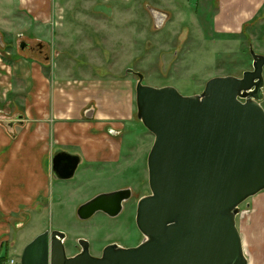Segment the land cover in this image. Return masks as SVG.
Here are the masks:
<instances>
[{"label": "water", "instance_id": "obj_1", "mask_svg": "<svg viewBox=\"0 0 264 264\" xmlns=\"http://www.w3.org/2000/svg\"><path fill=\"white\" fill-rule=\"evenodd\" d=\"M24 46H22L23 48ZM253 69L241 78L210 79L198 95L171 86L136 85L137 118L154 136L148 156L150 195L137 210L142 242L133 248L108 246L101 257L82 252L68 257L66 234L49 231L30 242L21 264H249L237 227L240 207L264 192V55L250 47ZM81 158L55 154L53 173L74 177ZM128 190L102 193L82 204L89 220L104 212L120 215Z\"/></svg>", "mask_w": 264, "mask_h": 264}, {"label": "rangeland", "instance_id": "obj_2", "mask_svg": "<svg viewBox=\"0 0 264 264\" xmlns=\"http://www.w3.org/2000/svg\"><path fill=\"white\" fill-rule=\"evenodd\" d=\"M98 1L51 0L49 12L44 9L39 11L48 14L44 15L45 13L36 11L33 14L27 13L24 7L30 5L24 0H0V37L12 45L22 41L34 47L44 45V54H26L31 56V62L34 63L30 69H42L46 75L57 71V67L68 69L75 75L80 71L79 60L85 63L81 68L86 72L107 74V81L114 84V91L120 98L121 95L124 98L130 95L135 115L138 77L134 73L144 75V85L158 88L171 86L182 95L191 96L202 93L206 83L212 78H241L245 71L252 70L251 46L256 53L264 55V2L257 6V15L249 18L239 32L216 33L213 31V15L216 8L221 7L222 0H189L193 12L191 19V9H185L183 5L173 8V0H167L168 8L173 11V20L162 31L134 29L133 26L131 28L134 30L127 29L121 14L110 20L96 15L91 7ZM227 1L229 4L230 0ZM116 2L114 0L112 4ZM29 11L32 10L29 8ZM76 13H79L78 19ZM182 23L187 24V30H181ZM14 49L17 53L15 57L20 56L17 46ZM55 52L59 53L58 57L54 56ZM2 58L4 64L0 63V77L11 71L5 65L10 57L3 55ZM128 69L134 73H128ZM1 85L2 80L0 87ZM6 90L8 88L0 89V126L2 118L13 116L9 110L11 97L4 96ZM261 105L264 108V99ZM125 126V154L139 151L147 156L154 143L152 133L138 118L126 122ZM80 169L82 166L78 172ZM130 173V169H125L110 181H92L95 183L92 185L94 192L123 187L130 178ZM145 184L140 195L150 191L148 173ZM7 203L17 206V203L9 200L7 193L0 190L1 207L9 205ZM22 204L34 206V212L39 209L37 203ZM78 204L80 203L47 207L42 219L37 220L33 215L31 222L21 229H16L14 224L16 221H24L23 218L14 213L8 216L0 211V260L6 256L21 264L26 246L50 229L67 235V253L72 254L77 237H92L95 231L98 233L108 225V221L100 215L81 220L75 214L76 209L82 205L76 207ZM240 210L236 221L249 264H264V192L249 198L241 205ZM12 216L15 218L11 219Z\"/></svg>", "mask_w": 264, "mask_h": 264}, {"label": "crops", "instance_id": "obj_3", "mask_svg": "<svg viewBox=\"0 0 264 264\" xmlns=\"http://www.w3.org/2000/svg\"><path fill=\"white\" fill-rule=\"evenodd\" d=\"M24 1L30 5L24 7L29 14L34 11L44 14L39 11L49 12L51 7V0ZM220 2L221 7L213 15V31L235 33L257 15L256 8L264 0ZM4 42L0 37V63L4 64L3 55L9 56L5 65L11 71L0 77L3 83L0 89L8 88L4 96L11 97L9 110L13 116L2 118L0 126V190L17 206L0 205V211L23 218L24 221L15 220L14 224L16 229H21L31 222L33 215L37 220L42 219L47 207L84 204L96 194L93 182L110 181L125 169L131 171L136 167L134 159L137 156L147 159L150 152L147 156L139 151L125 154V124L137 118V113L130 95L120 98L114 84L107 81V74L87 73L81 68L85 63L79 60L80 71L76 76L59 67L46 75L42 69H30L34 63L27 54L35 53L20 47L22 42H28L17 45ZM14 46L19 49L18 57ZM54 56L58 57L59 53L55 52ZM60 151L81 158L82 169L76 179H53L48 163ZM146 173L145 167V179ZM21 203H37L39 209L34 212V206Z\"/></svg>", "mask_w": 264, "mask_h": 264}, {"label": "flooded vegetation", "instance_id": "obj_4", "mask_svg": "<svg viewBox=\"0 0 264 264\" xmlns=\"http://www.w3.org/2000/svg\"><path fill=\"white\" fill-rule=\"evenodd\" d=\"M113 1L114 0H99L98 2H96L97 4H94L91 7V10L94 12V14L101 17L103 16L108 20L112 19L113 16L115 17L116 15L121 14L123 24L128 27L127 29L132 30L149 29L153 31H162L167 29L168 24L173 20V11L168 8L169 5L167 3V0H116L117 2L114 5L112 4ZM189 3V0H173V8L177 9L183 5L185 6V9H191ZM185 14L187 18L188 15L186 12ZM78 15L79 13H76V19L79 18ZM189 16L190 19L193 17L192 9ZM182 19H180L181 22L183 21ZM183 23L181 24V30H187V24L184 25ZM147 25L149 26V28H147ZM131 26H133L134 29L131 28ZM22 46L24 47L22 48ZM20 47L22 49H28L33 51L34 53L39 54H44L45 51V47L41 44H38L34 47L25 42H22L20 44ZM47 59H49V57H47ZM127 72L131 73L130 69H128ZM54 156L48 163V166H51V171ZM147 159L139 156L134 159L136 167L132 168V176L124 185V187L110 191L98 192L92 198L85 202L87 203L88 201L102 193H109L117 190H128L130 192V197L127 200L123 201V208L120 215L111 217L104 212H99L96 214L105 218L108 221V225L102 228V230L98 233L95 232L92 237L88 238L82 236L77 238L76 244L74 245L75 251L72 254L67 253L68 257H75L82 252V248L79 245L80 239H85L88 242L89 253L93 257H101L105 249L110 245H117L118 247L129 249L138 246L142 242L143 235L139 231L137 226V210L140 200L143 197L150 195L151 193L149 191L148 193H142V195H140V192H142V190H144L146 186L145 165L147 169ZM78 169L72 179L75 178ZM66 173L68 172L65 170L56 173H53L52 171V177L53 179H57L58 176L66 175ZM57 180L61 181L59 179ZM47 231H49V244L51 245L52 232L54 231V229H50ZM67 241L68 239L66 238L64 243L66 252L68 245Z\"/></svg>", "mask_w": 264, "mask_h": 264}, {"label": "built area", "instance_id": "obj_5", "mask_svg": "<svg viewBox=\"0 0 264 264\" xmlns=\"http://www.w3.org/2000/svg\"><path fill=\"white\" fill-rule=\"evenodd\" d=\"M2 264H17V261L13 258H8Z\"/></svg>", "mask_w": 264, "mask_h": 264}, {"label": "trees", "instance_id": "obj_6", "mask_svg": "<svg viewBox=\"0 0 264 264\" xmlns=\"http://www.w3.org/2000/svg\"><path fill=\"white\" fill-rule=\"evenodd\" d=\"M7 259V257H3L1 260H0V264H2L5 260Z\"/></svg>", "mask_w": 264, "mask_h": 264}]
</instances>
